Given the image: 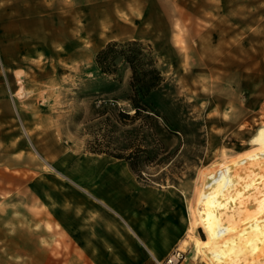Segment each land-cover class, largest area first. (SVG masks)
<instances>
[{"label": "rangeland", "instance_id": "1", "mask_svg": "<svg viewBox=\"0 0 264 264\" xmlns=\"http://www.w3.org/2000/svg\"><path fill=\"white\" fill-rule=\"evenodd\" d=\"M37 2L42 12L17 11ZM5 7L0 115L11 131L3 140L0 125V264H66L64 238L56 227L51 235L50 196L71 155L94 148L127 164L110 154H135L138 179L179 187L182 260L211 264L196 256L194 238L205 233L192 227L200 194L213 187L208 174L264 137V0H0ZM105 12L131 30L97 36ZM134 39L149 45L164 78L151 94L158 115L135 120L131 70L119 64L112 75L95 63L108 41ZM249 253L239 264H264Z\"/></svg>", "mask_w": 264, "mask_h": 264}, {"label": "crops", "instance_id": "2", "mask_svg": "<svg viewBox=\"0 0 264 264\" xmlns=\"http://www.w3.org/2000/svg\"><path fill=\"white\" fill-rule=\"evenodd\" d=\"M17 11L36 14L42 12L41 3ZM0 13L1 20L8 19L10 9ZM32 22L42 27L39 18ZM99 25L100 37L131 30L106 12ZM15 77L24 81L23 75ZM10 123L2 113L3 140L10 138V128L5 129ZM71 157L63 169L67 180L51 192L49 213L51 235L56 227L70 254L66 264H161L178 249L188 226L187 202L179 187L140 180L125 161L103 153L74 152ZM177 264L203 263L186 259Z\"/></svg>", "mask_w": 264, "mask_h": 264}, {"label": "bare ground", "instance_id": "3", "mask_svg": "<svg viewBox=\"0 0 264 264\" xmlns=\"http://www.w3.org/2000/svg\"><path fill=\"white\" fill-rule=\"evenodd\" d=\"M250 142L252 149L235 164L223 161L208 174L213 187L199 196L192 227H201L205 239L195 237L193 245L196 256L211 264H239L247 252H259L255 260L264 263V137L254 136ZM218 199L225 201L223 206Z\"/></svg>", "mask_w": 264, "mask_h": 264}, {"label": "trees", "instance_id": "4", "mask_svg": "<svg viewBox=\"0 0 264 264\" xmlns=\"http://www.w3.org/2000/svg\"><path fill=\"white\" fill-rule=\"evenodd\" d=\"M95 63L103 73L116 75L119 64L131 70L129 79L130 93L128 99L133 108L131 119L140 118L143 113L151 117L150 114L158 115L157 109L151 101L152 93L159 89L164 81L160 70L156 67L149 45H144L138 40H126L119 42L108 41L100 48L95 55ZM129 116L128 114H126ZM92 152L106 153L102 149H91ZM118 159L130 161V167L134 172L139 169L135 164V154H110Z\"/></svg>", "mask_w": 264, "mask_h": 264}, {"label": "built area", "instance_id": "5", "mask_svg": "<svg viewBox=\"0 0 264 264\" xmlns=\"http://www.w3.org/2000/svg\"><path fill=\"white\" fill-rule=\"evenodd\" d=\"M183 258V252L176 249L161 264H177Z\"/></svg>", "mask_w": 264, "mask_h": 264}]
</instances>
